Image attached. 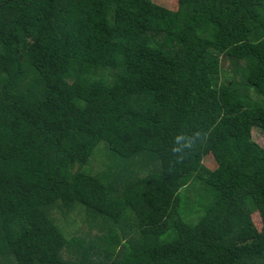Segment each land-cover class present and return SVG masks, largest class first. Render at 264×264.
I'll return each mask as SVG.
<instances>
[{
  "label": "trees",
  "instance_id": "1",
  "mask_svg": "<svg viewBox=\"0 0 264 264\" xmlns=\"http://www.w3.org/2000/svg\"><path fill=\"white\" fill-rule=\"evenodd\" d=\"M254 130L264 0H0V264H264Z\"/></svg>",
  "mask_w": 264,
  "mask_h": 264
},
{
  "label": "rangeland",
  "instance_id": "2",
  "mask_svg": "<svg viewBox=\"0 0 264 264\" xmlns=\"http://www.w3.org/2000/svg\"><path fill=\"white\" fill-rule=\"evenodd\" d=\"M154 1L170 8V9L176 10L178 8V0H154ZM226 67H227V69L230 68L229 62L226 64ZM253 139L255 142H257L258 144H260L261 146L264 147V135L259 130L253 131ZM204 165L207 168H209L210 170H213L217 167L216 162L214 161L212 156H208L204 160ZM94 166H95V169L98 171L104 169V165L102 164V161L100 160V158H98V160L95 161ZM254 220H255L256 224L258 225V227L261 228V221H260L258 214L254 215Z\"/></svg>",
  "mask_w": 264,
  "mask_h": 264
}]
</instances>
